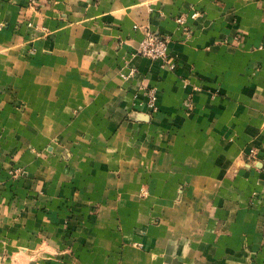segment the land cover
<instances>
[{"label": "crops", "instance_id": "1", "mask_svg": "<svg viewBox=\"0 0 264 264\" xmlns=\"http://www.w3.org/2000/svg\"><path fill=\"white\" fill-rule=\"evenodd\" d=\"M0 264H264V0H0Z\"/></svg>", "mask_w": 264, "mask_h": 264}, {"label": "built area", "instance_id": "2", "mask_svg": "<svg viewBox=\"0 0 264 264\" xmlns=\"http://www.w3.org/2000/svg\"><path fill=\"white\" fill-rule=\"evenodd\" d=\"M198 14H199L198 12L194 11L191 15H189V17L195 18ZM176 22H178L184 34H187L186 15L181 14L176 19ZM168 43H169L168 36L146 30L144 31L143 38L141 39L139 46L137 48V53L152 60L163 61L170 69H174V64L169 62L170 56L168 54ZM134 72L135 70H132L130 71L129 75H125V76L127 77L131 76L134 74ZM146 96L149 99L150 105L153 106L156 102L155 90L149 89L146 92ZM254 155H255V151L252 149L249 151V155L247 156V158L248 159L252 158L254 157Z\"/></svg>", "mask_w": 264, "mask_h": 264}]
</instances>
